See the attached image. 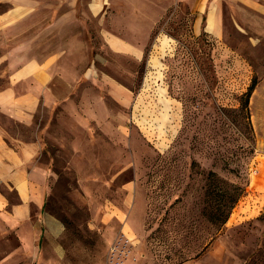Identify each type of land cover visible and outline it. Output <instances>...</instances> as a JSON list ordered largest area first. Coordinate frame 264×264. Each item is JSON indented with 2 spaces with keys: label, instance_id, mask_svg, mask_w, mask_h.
<instances>
[{
  "label": "rangeland",
  "instance_id": "obj_1",
  "mask_svg": "<svg viewBox=\"0 0 264 264\" xmlns=\"http://www.w3.org/2000/svg\"><path fill=\"white\" fill-rule=\"evenodd\" d=\"M92 2L18 8L24 19L0 29L2 87L10 59L50 53L54 39L38 32L48 18H86L73 19L58 66L73 77L71 99L51 122L40 113L43 210L59 222V263L111 264L125 237L141 264H264V0ZM135 18H158L141 59L101 33ZM97 96L118 114L106 129L88 115ZM7 121L34 138L33 125ZM13 233L0 240L2 264L31 262Z\"/></svg>",
  "mask_w": 264,
  "mask_h": 264
},
{
  "label": "crops",
  "instance_id": "obj_2",
  "mask_svg": "<svg viewBox=\"0 0 264 264\" xmlns=\"http://www.w3.org/2000/svg\"><path fill=\"white\" fill-rule=\"evenodd\" d=\"M94 1L96 2H92V5L98 3V0ZM58 2L59 5L63 2L65 8H71L73 4V0H0V3L7 6L0 12V29L24 19L15 17L14 13L18 8L31 5L55 7ZM48 19V26L38 32L41 34L48 30L49 36L54 39L50 43V53L46 56L34 53L20 57L21 60L17 62L10 59L8 63L12 69L8 73V81L0 87V240L8 235L9 230L14 229L13 234L18 243L17 253L21 254L19 256L22 259H30L31 262L27 264H60L56 244L59 231L53 230V226H59V222L54 218H47L43 210L46 201V180L43 174H50V169L49 164L42 160L44 142L41 137L40 113L47 108L48 121L51 122L57 108H66L71 99L73 77L58 66H62V60H67V52L74 42L73 19H81L82 23L86 20ZM157 20L158 18H135V21L129 22L125 19L120 23L121 28L103 27L101 33L111 50L132 54L141 59L148 36ZM81 28L88 34V27ZM57 42L60 44L57 45ZM26 45L22 43L18 51L27 50ZM59 83L64 85V90L59 88ZM112 91L116 92V99L124 97L120 94V91H124L121 87L116 86ZM62 103L63 106H58ZM102 103L103 98L97 96L91 103L94 108L88 115L106 129L111 122H115L118 114L108 107L103 108ZM7 120L33 125L34 138L13 131ZM27 228H31V232ZM30 241L32 249L22 251ZM130 241L129 238H121L117 246L121 256L115 264H141L142 260L138 263L139 259L133 255L135 248ZM5 251L0 255V264L8 256L7 246ZM25 263L23 261L21 264Z\"/></svg>",
  "mask_w": 264,
  "mask_h": 264
},
{
  "label": "trees",
  "instance_id": "obj_3",
  "mask_svg": "<svg viewBox=\"0 0 264 264\" xmlns=\"http://www.w3.org/2000/svg\"><path fill=\"white\" fill-rule=\"evenodd\" d=\"M208 174H217V173L215 171H213V170H210L208 172ZM239 188H240V190L233 195L232 202H231V204H229V207H232L234 205V203L238 200V198L241 196L243 190L241 189V187H239ZM227 214H228V212L225 214V216L221 217V220L225 221L226 217H227Z\"/></svg>",
  "mask_w": 264,
  "mask_h": 264
},
{
  "label": "bare ground",
  "instance_id": "obj_4",
  "mask_svg": "<svg viewBox=\"0 0 264 264\" xmlns=\"http://www.w3.org/2000/svg\"><path fill=\"white\" fill-rule=\"evenodd\" d=\"M163 39H164V42H166V36L165 35H163ZM154 62L156 63V58H154ZM144 113V112H143ZM147 116H148V114L146 115V113L143 115V117H142V119L143 120H146V118H147ZM156 122H158L157 120H156ZM163 142V141H162Z\"/></svg>",
  "mask_w": 264,
  "mask_h": 264
},
{
  "label": "built area",
  "instance_id": "obj_5",
  "mask_svg": "<svg viewBox=\"0 0 264 264\" xmlns=\"http://www.w3.org/2000/svg\"><path fill=\"white\" fill-rule=\"evenodd\" d=\"M121 253H119V255H120ZM121 256V255H120ZM118 261H119V258H118V260H115V261H113L111 264H115V263H118Z\"/></svg>",
  "mask_w": 264,
  "mask_h": 264
}]
</instances>
